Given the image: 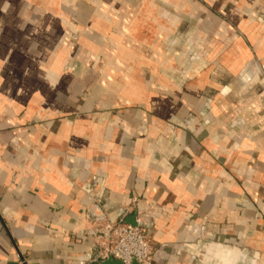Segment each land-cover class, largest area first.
I'll return each instance as SVG.
<instances>
[{
	"label": "crops",
	"instance_id": "crops-1",
	"mask_svg": "<svg viewBox=\"0 0 264 264\" xmlns=\"http://www.w3.org/2000/svg\"><path fill=\"white\" fill-rule=\"evenodd\" d=\"M105 219L264 264V0H0V264H102Z\"/></svg>",
	"mask_w": 264,
	"mask_h": 264
},
{
	"label": "built area",
	"instance_id": "built-area-1",
	"mask_svg": "<svg viewBox=\"0 0 264 264\" xmlns=\"http://www.w3.org/2000/svg\"><path fill=\"white\" fill-rule=\"evenodd\" d=\"M103 227L104 234L97 239L102 260L113 258L122 264H153L156 248L141 225L105 219Z\"/></svg>",
	"mask_w": 264,
	"mask_h": 264
},
{
	"label": "rangeland",
	"instance_id": "rangeland-1",
	"mask_svg": "<svg viewBox=\"0 0 264 264\" xmlns=\"http://www.w3.org/2000/svg\"><path fill=\"white\" fill-rule=\"evenodd\" d=\"M74 53L75 52H70L69 50H66V51L62 52V58H63V61H64V66L62 67V69L65 70V72H70V70L75 69V64H77V63H76V61L74 59H72V57H74L73 56ZM165 53H167V52H165ZM91 54L92 53H90V52L86 56H85V54H82L81 57H91ZM100 54H101V52L97 51V53L94 55V59L98 58L100 56ZM115 54H117V52H115ZM78 55H80V53ZM78 66H79L78 69L77 70H73L72 72H76L79 76L83 75L84 72L87 71L86 70L87 67H85L83 65H80V64ZM159 69L160 68H157V71ZM162 75H164V73ZM99 77H100V72H99L98 78ZM152 85L156 86L157 82H155V81L152 82Z\"/></svg>",
	"mask_w": 264,
	"mask_h": 264
},
{
	"label": "water",
	"instance_id": "water-1",
	"mask_svg": "<svg viewBox=\"0 0 264 264\" xmlns=\"http://www.w3.org/2000/svg\"><path fill=\"white\" fill-rule=\"evenodd\" d=\"M115 263V264H122V262L114 260L113 258H109L108 260H106L105 262H103L102 264H111V263ZM134 264H137L136 262H134Z\"/></svg>",
	"mask_w": 264,
	"mask_h": 264
}]
</instances>
